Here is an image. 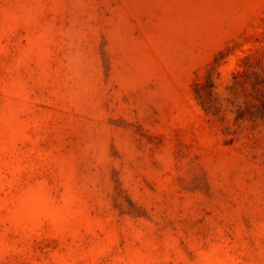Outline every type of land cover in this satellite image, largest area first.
<instances>
[{
  "label": "rangeland",
  "instance_id": "374dc122",
  "mask_svg": "<svg viewBox=\"0 0 264 264\" xmlns=\"http://www.w3.org/2000/svg\"><path fill=\"white\" fill-rule=\"evenodd\" d=\"M251 71L264 0H0V264H264Z\"/></svg>",
  "mask_w": 264,
  "mask_h": 264
},
{
  "label": "trees",
  "instance_id": "16d2710c",
  "mask_svg": "<svg viewBox=\"0 0 264 264\" xmlns=\"http://www.w3.org/2000/svg\"><path fill=\"white\" fill-rule=\"evenodd\" d=\"M239 74L234 77V85L230 88L231 94L235 95L238 89L245 92L247 102V115L244 120L252 123L261 122L264 124V71L262 73L251 71L245 75L243 82L237 80ZM244 76V75H243ZM209 96L210 93H206ZM197 99L201 101L202 106L205 103L204 94L198 91ZM236 120H243L242 116L237 115Z\"/></svg>",
  "mask_w": 264,
  "mask_h": 264
}]
</instances>
